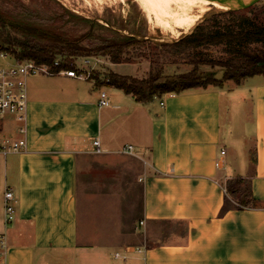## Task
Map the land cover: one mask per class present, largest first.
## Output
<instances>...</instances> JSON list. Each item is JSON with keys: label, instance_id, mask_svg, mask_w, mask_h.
Wrapping results in <instances>:
<instances>
[{"label": "crops", "instance_id": "crops-1", "mask_svg": "<svg viewBox=\"0 0 264 264\" xmlns=\"http://www.w3.org/2000/svg\"><path fill=\"white\" fill-rule=\"evenodd\" d=\"M26 89L25 148L0 154L6 264H264L263 76L146 103L63 74L29 77ZM100 91L107 106L97 104ZM223 116L229 136L243 144L240 166L221 137ZM21 137L11 117L0 121V138ZM92 157L91 171L132 172L140 198L138 217L118 231L105 221L97 242L81 231V210L86 219L93 202H111L84 194L80 207L76 195L78 171ZM235 178L249 182L256 206L221 212L224 185ZM6 188L15 198L9 224Z\"/></svg>", "mask_w": 264, "mask_h": 264}, {"label": "rangeland", "instance_id": "rangeland-1", "mask_svg": "<svg viewBox=\"0 0 264 264\" xmlns=\"http://www.w3.org/2000/svg\"><path fill=\"white\" fill-rule=\"evenodd\" d=\"M162 1H164V4L178 2L186 6L189 13L196 10L202 2V0ZM223 12L210 9L200 19L203 16L210 17ZM238 12L249 17L259 14L261 19H264V0L248 8L238 10ZM0 15L7 22L15 23L20 27V29L17 28L18 31L6 29L11 37L23 38L22 32H26L35 35L45 43L61 40L84 48H94L111 41H120L124 36L133 37L137 40H148L150 43L136 44L126 49L122 57L126 62L121 64L111 65L108 57L99 55L73 59L60 56L55 58L56 61L69 64L76 71L79 70L78 72L84 74V80L91 81L94 87H102L104 90L108 89L105 82L111 71L120 75L145 79L149 76L164 77L181 74L192 69L189 64L181 63L179 60L172 62L166 58L161 54L158 45L172 43L189 34L198 21L188 32H184L187 29L185 25H181L180 28H168V25L165 26L162 20L155 22L153 17L148 20L133 0H0ZM171 32H173V35L181 34L178 37L170 38L167 34ZM196 52L201 58L209 62L208 65L199 66V70L212 72L216 79H220L223 68L218 64L225 57L223 47L208 45ZM0 54L6 56H0V67L19 62L9 54V51ZM87 59L89 64H83V61ZM236 121L235 118V123ZM227 128L223 116L221 137L230 151L229 160L232 161V158H234L235 163L240 166L243 160V144L240 137L229 136ZM5 139L10 140V142L13 141L9 138ZM5 139L0 138V142ZM94 159L97 160L95 157L90 160L88 158L78 171L76 195L78 196L79 205L82 207V201L80 200L83 197L85 198L87 194V197L96 196L104 201L107 198L111 205L104 206L103 201L93 202L86 214V219L82 208L81 231L86 234L87 240L91 242H97L100 235L105 236V230H107L104 226L105 221H109L111 225L113 224L112 227L115 226L114 230L118 231L119 228L117 227L124 225V220L130 218V215L133 214L134 216H132L137 218L140 201L138 186L129 185L132 181V172L129 170H107L100 165H95L97 169L93 168L94 171H91L90 164L95 162ZM126 180L128 182L127 188L124 187L126 186ZM236 198L235 195H228V203L235 205ZM108 214L111 217H107ZM2 227V211L0 210V232H2ZM150 243L146 241V245Z\"/></svg>", "mask_w": 264, "mask_h": 264}, {"label": "trees", "instance_id": "trees-1", "mask_svg": "<svg viewBox=\"0 0 264 264\" xmlns=\"http://www.w3.org/2000/svg\"><path fill=\"white\" fill-rule=\"evenodd\" d=\"M8 23L0 15V53L9 51L15 60H31L50 67L57 56L73 59L99 55L108 57L111 64H121L126 62L122 57L130 46L150 43L148 40L126 36L120 41H111L94 48H84L61 40L45 43L26 32H22L23 38L11 37L6 29H18ZM208 45L223 47L225 57L218 64L223 68L220 79H216L212 72L199 70V66L208 65L209 62L201 58L196 51ZM158 47L161 54L172 62L179 60L191 65L192 69L181 74L149 76L145 79L110 72L105 85L131 95L138 103H146L154 97L180 94L190 89H205L208 86L220 88L225 81L239 84L246 77H264V19H261L259 14L249 17L239 14L238 10L215 14L197 23L189 34L172 43L159 44ZM53 69L70 70L73 67L60 63ZM224 191L227 196H237V202L231 205L226 199L221 212L256 206L250 193L249 182L243 178L226 181Z\"/></svg>", "mask_w": 264, "mask_h": 264}, {"label": "built area", "instance_id": "built-area-1", "mask_svg": "<svg viewBox=\"0 0 264 264\" xmlns=\"http://www.w3.org/2000/svg\"><path fill=\"white\" fill-rule=\"evenodd\" d=\"M1 57H6L0 54ZM97 61V60H96ZM60 62L54 61L53 66L36 64L31 60L19 61L5 67H0V121L5 117H11L17 124V131L22 136L18 140H3L0 142V154L6 155L10 152L17 153L25 148V119L27 105L26 80L32 76L63 74L68 77L84 80V74L73 69L55 71L53 68L59 66ZM83 64H89V60H84ZM97 104L99 107L107 106L106 93L100 91ZM162 105V103H160ZM94 152H99V142L92 141ZM131 146H127L124 151L130 152ZM220 158L215 162V166H222L224 150L220 151ZM15 215V198L10 188H6L3 193V220L5 224L13 221ZM142 222H140V225ZM7 245L3 236H0V264H6ZM118 257V254H115ZM124 258V256H122Z\"/></svg>", "mask_w": 264, "mask_h": 264}, {"label": "bare ground", "instance_id": "bare-ground-1", "mask_svg": "<svg viewBox=\"0 0 264 264\" xmlns=\"http://www.w3.org/2000/svg\"><path fill=\"white\" fill-rule=\"evenodd\" d=\"M133 1L137 3V5L143 11V13L145 14L148 20L151 17L155 19V22H157V20L158 21L162 20L165 26L168 25V28H172V27L180 28L181 25L182 26L185 25L187 29L184 32H188V30H190L195 25V23L200 19V17L206 11L210 9H214L216 11L228 10V6L212 0H202V2L198 5L197 9L190 13L186 6L181 5L178 2H170L164 4V1L162 0H133ZM158 29L162 31L160 27H158ZM168 34L167 36L171 38V37H178L180 36L181 33L177 35H173V32H171Z\"/></svg>", "mask_w": 264, "mask_h": 264}, {"label": "water", "instance_id": "water-1", "mask_svg": "<svg viewBox=\"0 0 264 264\" xmlns=\"http://www.w3.org/2000/svg\"><path fill=\"white\" fill-rule=\"evenodd\" d=\"M212 1L228 6V10L226 11H229V10H242V9L248 8L258 3L261 0H212ZM206 18L207 16H203L200 20H198L197 23L201 22L202 20ZM8 24L14 28L20 29V27L15 23H8Z\"/></svg>", "mask_w": 264, "mask_h": 264}]
</instances>
